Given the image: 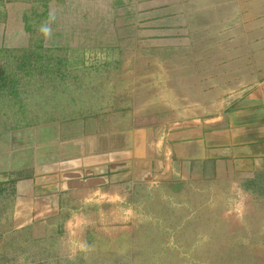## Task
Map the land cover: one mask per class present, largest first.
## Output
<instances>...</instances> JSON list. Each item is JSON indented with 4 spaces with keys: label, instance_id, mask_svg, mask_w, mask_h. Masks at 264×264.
<instances>
[{
    "label": "crops",
    "instance_id": "0c3cea01",
    "mask_svg": "<svg viewBox=\"0 0 264 264\" xmlns=\"http://www.w3.org/2000/svg\"><path fill=\"white\" fill-rule=\"evenodd\" d=\"M107 2L130 31L122 76L139 81L117 93L125 103L113 97L0 142L13 221L67 231L101 206L125 219L108 206L158 194L202 197L239 236L264 204V0Z\"/></svg>",
    "mask_w": 264,
    "mask_h": 264
},
{
    "label": "rangeland",
    "instance_id": "374dc122",
    "mask_svg": "<svg viewBox=\"0 0 264 264\" xmlns=\"http://www.w3.org/2000/svg\"><path fill=\"white\" fill-rule=\"evenodd\" d=\"M115 21L107 0H0V142L22 127L127 101L117 93L139 78L122 76L130 31ZM4 177L0 264H264L256 252L264 245V204L236 227L239 236L202 197L180 204L183 198L158 194L108 206L125 219L112 220L101 206L88 224L66 231L13 221L14 182Z\"/></svg>",
    "mask_w": 264,
    "mask_h": 264
}]
</instances>
